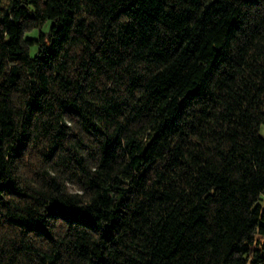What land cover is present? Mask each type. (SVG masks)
Segmentation results:
<instances>
[{
    "label": "trees",
    "instance_id": "obj_1",
    "mask_svg": "<svg viewBox=\"0 0 264 264\" xmlns=\"http://www.w3.org/2000/svg\"><path fill=\"white\" fill-rule=\"evenodd\" d=\"M261 129L264 0H0V264H264Z\"/></svg>",
    "mask_w": 264,
    "mask_h": 264
},
{
    "label": "rangeland",
    "instance_id": "obj_2",
    "mask_svg": "<svg viewBox=\"0 0 264 264\" xmlns=\"http://www.w3.org/2000/svg\"><path fill=\"white\" fill-rule=\"evenodd\" d=\"M36 32H37L36 30L28 31V32L26 33V35H27V36H30V37H31V36H35V35H36ZM260 133H261L262 135H264V129H261ZM261 204L264 205V201H262Z\"/></svg>",
    "mask_w": 264,
    "mask_h": 264
}]
</instances>
